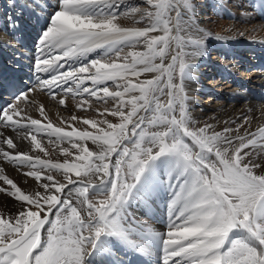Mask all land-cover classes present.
I'll list each match as a JSON object with an SVG mask.
<instances>
[{"label": "snow or ice", "instance_id": "1", "mask_svg": "<svg viewBox=\"0 0 264 264\" xmlns=\"http://www.w3.org/2000/svg\"><path fill=\"white\" fill-rule=\"evenodd\" d=\"M142 4H9L19 9L7 17L9 27L18 29L27 14L37 34L29 77L35 84L0 71V129L30 135L45 155L37 136L46 137L63 160L17 151L0 131V160L27 169L21 174L40 189L22 190L0 168V192L19 204L10 216L0 213V264H87L94 254L124 264L121 253L140 250L138 233L147 226L133 203L164 186L157 161L168 164L170 197L158 234L161 264H264V124L253 127L246 114L216 123L193 119L189 59L206 54L212 34L200 28L194 0ZM121 17L142 26H122ZM37 90L60 96L62 106L79 97L76 107L85 112L92 98L106 107L92 109L97 118L71 115L68 131L54 127L31 95ZM32 107L46 123L29 114Z\"/></svg>", "mask_w": 264, "mask_h": 264}, {"label": "bare ground", "instance_id": "2", "mask_svg": "<svg viewBox=\"0 0 264 264\" xmlns=\"http://www.w3.org/2000/svg\"><path fill=\"white\" fill-rule=\"evenodd\" d=\"M12 2L13 0H0V71L3 72L5 79L15 76L22 78L23 84L32 85L35 84V80L29 79L32 75L30 65L35 54L37 34L29 23L27 14L20 18L18 29L14 25L9 27L7 17L19 15V9L9 7ZM194 2L199 10V26L203 31L210 32L212 38L205 41L206 54L189 59L194 65L193 78L186 81L185 90L190 97L189 107L193 119L216 123L246 114L250 117L253 127L264 124V11L260 0H251L252 6H249L250 0H222L223 6L216 8L212 7V0H194ZM129 3L143 6L142 0H129ZM119 23L125 27L142 26L137 25L131 17H121ZM216 36L223 39L216 40L214 38ZM31 95L38 104L44 105L48 119L54 127L63 126L68 131H71V127L67 124L71 115L97 118L92 109L106 107L92 98L90 100L92 108L85 112L76 107L80 102L79 97L73 99L69 96L62 106L58 103L60 96L52 100L46 92L39 90L32 92ZM4 98L9 97L5 94ZM27 111L33 118L41 119L42 124L46 123L35 107ZM73 126L79 127V125ZM0 131L5 136L13 138L18 151L39 155L54 162L63 160L57 146L49 144L46 137L38 135L37 139L41 140L47 155L30 144V135L28 139H24L22 132L12 129H0ZM64 146L67 145H60V147ZM88 147L94 150L90 142ZM164 166L165 170L161 171L156 165L157 174L160 180L164 181L159 194L149 199L135 201L132 205L135 215L147 224L143 231L138 233L141 241L138 251L145 254L148 259H153L156 264H161L158 234L166 229L167 202L170 198L166 191V182L162 178L167 176L168 164L163 163ZM0 168H3L5 174L9 175L22 190H40L39 184L29 177L26 179L21 174L27 169H17L3 160H0ZM18 207L19 204L11 197L0 192V213L10 216ZM136 251L125 250L121 253L120 259L124 264H128V259ZM87 264H113V262L94 254L90 256Z\"/></svg>", "mask_w": 264, "mask_h": 264}, {"label": "rangeland", "instance_id": "3", "mask_svg": "<svg viewBox=\"0 0 264 264\" xmlns=\"http://www.w3.org/2000/svg\"><path fill=\"white\" fill-rule=\"evenodd\" d=\"M5 147H6V146H5ZM17 151H18V150H17ZM40 158H41V159H43V158L45 159V157H42V156H41ZM46 159H47V158H46ZM165 159L167 160V158H162V160H165ZM52 161H53V160H52ZM53 162H54V161H53ZM161 164H162V165H161ZM156 165H157V168H160L161 171H162V170H165V166L163 167V162L158 161V162H156ZM159 166H160V167H159ZM161 166H162L163 168H162ZM29 178L32 179L31 177H29ZM162 178H164V180H165V177H162ZM32 180H33V179H32ZM161 180L163 181V179H161ZM163 182H164V181H163ZM165 182H166V180H165ZM36 184H38V183L36 182Z\"/></svg>", "mask_w": 264, "mask_h": 264}]
</instances>
